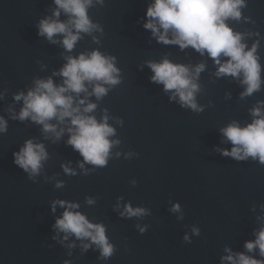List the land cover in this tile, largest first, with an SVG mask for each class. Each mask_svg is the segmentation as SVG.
Masks as SVG:
<instances>
[{
	"label": "water",
	"instance_id": "water-1",
	"mask_svg": "<svg viewBox=\"0 0 264 264\" xmlns=\"http://www.w3.org/2000/svg\"><path fill=\"white\" fill-rule=\"evenodd\" d=\"M153 3L91 0L92 27L77 32L55 0H0V264H233L241 254L264 264L258 246L246 248L264 229V163L225 155L236 145L222 131L252 124L260 118L256 109L264 117V0H244L240 17L225 20L246 52L257 46L261 83L251 94L243 72L217 75L230 57L165 43L161 35L168 41L176 35L159 24L155 34L146 28L156 22L147 16ZM43 20L65 23L78 35L74 47H65V33L40 35ZM96 52L118 70L112 74L118 83L85 81L86 91L64 95L73 97L77 115L98 124L106 119L114 130L103 166L85 161L68 143L76 127L71 117L47 120L55 131L31 115L20 119L24 97L38 82L66 87L61 70L69 59ZM164 61L188 69L196 108L152 80L150 65ZM97 85L106 89L100 97ZM89 104L95 108L84 112ZM28 141L46 152L36 173L14 162ZM68 204L104 227L110 256L91 237L55 227ZM129 206L143 211L130 216Z\"/></svg>",
	"mask_w": 264,
	"mask_h": 264
},
{
	"label": "clouds",
	"instance_id": "clouds-1",
	"mask_svg": "<svg viewBox=\"0 0 264 264\" xmlns=\"http://www.w3.org/2000/svg\"><path fill=\"white\" fill-rule=\"evenodd\" d=\"M59 9L70 15L69 24L79 31L87 32L92 27L87 16V7L91 0H55ZM244 0H154L149 7L147 16L155 18L156 22L149 21L145 24L146 28L152 29L154 34L159 31L157 24L165 30L172 29L176 35L174 41H168L165 35L160 39L165 43H178L180 46H193L203 53L207 50L213 58H218L223 54L230 57V60L223 63L217 75L231 74L239 76L243 72V83L247 84L245 94H251L260 88V71L258 63L256 45L251 50L245 51L246 45L241 43V35L233 34L232 29L225 23L229 17L239 18L241 15L240 7ZM59 17V10L55 13ZM65 33L63 41L65 47L71 50L78 39L77 34H73L71 29L58 20H43L40 23V35H47L49 39L54 34ZM216 62L220 64V60ZM155 75L152 80L162 83L165 90H175V95H179L180 100L185 105L196 108L194 103V92L197 85L188 78V69L184 66L174 65L168 61L161 64L150 65ZM203 65L196 69L198 74ZM118 72L114 65L104 58L100 53H93L90 57L81 55L78 59L70 58L68 64L61 70V74L66 78L65 86L55 87L51 80L38 82L36 91L29 92L24 97L25 108L20 113L23 120L31 115L32 119L38 123H43L46 131H55V127L46 123L47 120L58 117L63 121L65 117H71V124L76 126L73 135L68 143L78 150L84 160L95 165L103 166L106 164V157L110 149V141L107 137L113 134L114 130L107 126V121L98 124L94 118L77 115L79 107H73V97L65 96L64 93L74 91L80 93L86 91L85 81L103 80L109 84L118 83L113 77V73ZM97 97L106 93V89L97 85L94 89ZM21 96H17L19 100ZM81 104L84 101H80ZM95 108L94 104H89L84 108V112H90ZM255 119L252 124L241 128L237 124L222 129L224 135L236 147L225 155H231L238 159H246L248 156L259 157L264 163V117L261 116L260 109L253 112ZM5 130V122L0 119V131ZM59 136V133H57ZM15 163L26 171L31 169L33 173L38 172L41 160L46 158L43 145H34L28 141L19 153H15ZM83 167V165H81ZM65 171H71L65 169ZM92 201L89 200V203ZM63 206L65 202L61 201ZM78 205L68 204V210L63 217L56 221L55 227L65 232L74 233L77 237H91V240L102 248V254L107 257L112 254V247L108 244L105 236V229L102 225L90 223L86 217L71 211ZM176 205L174 210H178ZM142 209L133 210L130 206L126 209L128 215H140ZM143 231V229L141 230ZM258 246L261 254L264 255V229L257 236L255 242H248L246 248L252 250ZM87 247V245L85 246ZM225 259L233 260L232 256ZM233 264H258L254 259H250L243 254L239 256V261Z\"/></svg>",
	"mask_w": 264,
	"mask_h": 264
}]
</instances>
